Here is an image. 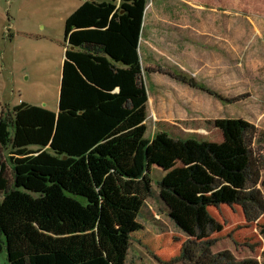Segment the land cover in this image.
<instances>
[{
    "label": "trees",
    "instance_id": "trees-1",
    "mask_svg": "<svg viewBox=\"0 0 264 264\" xmlns=\"http://www.w3.org/2000/svg\"><path fill=\"white\" fill-rule=\"evenodd\" d=\"M147 1L83 0L64 23L58 110L21 102L0 113V157L8 152L0 161L5 264H125L136 217L152 195V164L165 171L157 185L169 209L192 232L175 258L259 264L227 249L212 251L211 235L222 225L209 210L239 205L247 222L264 213V164L250 148L254 125H240L243 149L225 155L197 138L145 136V72L202 88L193 77L142 66Z\"/></svg>",
    "mask_w": 264,
    "mask_h": 264
},
{
    "label": "rangeland",
    "instance_id": "rangeland-1",
    "mask_svg": "<svg viewBox=\"0 0 264 264\" xmlns=\"http://www.w3.org/2000/svg\"><path fill=\"white\" fill-rule=\"evenodd\" d=\"M77 1L81 2L0 0V113L4 116L21 102L57 111L64 23ZM5 26L10 28L9 38ZM138 53L144 68L162 67L193 77L203 88L168 73L145 72L151 97L146 104L147 138L166 132L203 140L216 154H232L243 149L240 125L251 123L256 133L250 148L264 164V0H148ZM153 105L160 113L155 107L156 113L151 111ZM7 153L3 152L1 162H6ZM164 173L152 164V195L136 217L125 264L132 260L139 264V256L142 264H188L174 253L192 232L171 212L168 194L157 185ZM261 180L264 193V167ZM209 210L222 225L211 235L216 238L212 251L227 249L238 259L253 257L264 264V213L247 222L239 205ZM5 263L2 249L0 264Z\"/></svg>",
    "mask_w": 264,
    "mask_h": 264
},
{
    "label": "crops",
    "instance_id": "crops-1",
    "mask_svg": "<svg viewBox=\"0 0 264 264\" xmlns=\"http://www.w3.org/2000/svg\"><path fill=\"white\" fill-rule=\"evenodd\" d=\"M82 2H83V0H81V2H80V1L78 2V1H77V2L74 4V9L72 10V12H73L77 7H79V6L82 4ZM145 8H146V7H145ZM72 12H71V13H72ZM71 13H70V14H71ZM70 14H69V15H70ZM69 15H68V16H69ZM68 16H67V17H68ZM9 31H10V29H9ZM10 33H11V32H10ZM73 48H74V46H73ZM73 48H72V49H73ZM64 49H66V46H65ZM64 51H65V50H64ZM63 59H64V56H63ZM62 64H63V60H62ZM61 70H62V69H61ZM117 90H118V88H115V89H114V91H117ZM147 93H148V92H147ZM149 99H151V97H150L149 94H148V100H149ZM146 104H147V103H146ZM152 104H153V99H152ZM146 106H147V105H146ZM153 107H155V109H157V111L160 113V111H159V107H157V105H156V106L153 105V106L151 107V111H152L153 113H156V112H155V109H154ZM45 108H46V107H45ZM49 109H50L51 111L54 112L53 109H51V108H49ZM57 110H58V107H57ZM146 110H147V116H148V107H146ZM146 121H147V120H146ZM146 121H145V123H146ZM162 246H164V245H162ZM180 246H181V244L179 245L178 249L175 250L174 256H176V255L178 254V251H179V249H180ZM128 251H129V250H128ZM127 257H128V253H127ZM127 257H126V259H127ZM138 260H139V264H142V259H141L140 256H139V259H138ZM125 263H126V262H125ZM131 264H136V263H135V261L132 260Z\"/></svg>",
    "mask_w": 264,
    "mask_h": 264
},
{
    "label": "built area",
    "instance_id": "built-area-1",
    "mask_svg": "<svg viewBox=\"0 0 264 264\" xmlns=\"http://www.w3.org/2000/svg\"><path fill=\"white\" fill-rule=\"evenodd\" d=\"M9 29H10L9 26H5L6 36L10 33Z\"/></svg>",
    "mask_w": 264,
    "mask_h": 264
},
{
    "label": "water",
    "instance_id": "water-1",
    "mask_svg": "<svg viewBox=\"0 0 264 264\" xmlns=\"http://www.w3.org/2000/svg\"><path fill=\"white\" fill-rule=\"evenodd\" d=\"M71 49L73 48V46L70 47ZM121 63V62H120ZM63 158H65V156H63Z\"/></svg>",
    "mask_w": 264,
    "mask_h": 264
}]
</instances>
